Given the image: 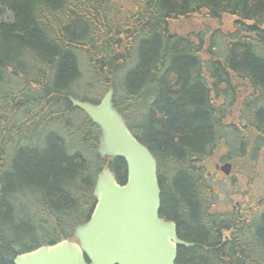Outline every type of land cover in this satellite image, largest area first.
Masks as SVG:
<instances>
[{
  "label": "trees",
  "instance_id": "16d2710c",
  "mask_svg": "<svg viewBox=\"0 0 264 264\" xmlns=\"http://www.w3.org/2000/svg\"><path fill=\"white\" fill-rule=\"evenodd\" d=\"M224 14L237 18L233 31L208 43L173 29ZM0 16V264L71 238L91 218L102 132L70 97L99 103L112 87L115 107L158 159L160 216L195 244L179 247L176 264H264V197L251 217L219 214L206 165L230 127L240 149L228 161L249 177L264 163V0H0ZM84 62L92 81L81 94ZM23 63L33 72L21 79ZM35 79L47 85L28 88ZM29 99L36 119L21 117ZM110 164L124 184L125 160Z\"/></svg>",
  "mask_w": 264,
  "mask_h": 264
},
{
  "label": "water",
  "instance_id": "95a60500",
  "mask_svg": "<svg viewBox=\"0 0 264 264\" xmlns=\"http://www.w3.org/2000/svg\"><path fill=\"white\" fill-rule=\"evenodd\" d=\"M113 97L110 88L98 104L70 100L101 128L99 154L125 160L126 183H119L110 165L104 167L96 180L94 211L76 228V239L18 254L14 264H176L179 247L195 246L178 236L176 222L160 216L158 159L130 130ZM221 170L229 176L233 164Z\"/></svg>",
  "mask_w": 264,
  "mask_h": 264
},
{
  "label": "rangeland",
  "instance_id": "374dc122",
  "mask_svg": "<svg viewBox=\"0 0 264 264\" xmlns=\"http://www.w3.org/2000/svg\"><path fill=\"white\" fill-rule=\"evenodd\" d=\"M127 5L131 6V4L129 3ZM236 22H237V18L229 14H224L221 17L212 18L211 20H205L204 18L201 17H195L191 20L184 21V23L181 24L175 23L173 25V29L179 32L184 31V33L189 32L190 34L203 33L204 38L208 43L210 37L214 33L217 34L219 33L218 35L221 34V36H224L225 34L228 35L231 31H233ZM81 68H82V74L79 79V85L75 87V90H79V92H81L82 94L81 89H83L85 86H89V84L92 81V74L88 62H84V64L82 63ZM9 82L11 85L16 86V79L11 80L10 76H9V81H7L6 84H8ZM25 87L26 85L23 86V88ZM247 91H249L248 88L246 92ZM32 93L33 92H30V95ZM31 96L34 95L32 94ZM239 102L240 100H237L233 104V106H235V110H237ZM231 105H230V115L228 116L229 119H227L229 124L231 120L233 121L235 120L234 117L235 110L234 108H232ZM35 111L38 110L32 107L31 112H35ZM28 113L29 112L23 110V112L21 113V117L28 116ZM20 124L24 125L26 123H23V120H21ZM69 127L76 129L75 124ZM64 134L65 137L69 140L71 138L74 139L76 137L73 129H67V132L65 131ZM231 139L232 138L230 137L229 133L226 134L224 132L221 134V138L218 140L216 146L214 147L211 157L206 161L207 170L210 173V175H208L207 180L208 183L214 187V192L218 197L215 210H219V214L225 212L231 213L233 211L236 212L240 211L242 212L243 215L242 217H246L249 213L251 217L252 211L253 213L256 210L257 211L259 210V212L262 211L261 208L258 207L257 201L264 197V163L255 165L252 169H255L256 171L254 170V175H251L250 177L247 174L251 172V169L242 164H241V170L238 168L236 169V165H233L232 177H226L225 174L222 173L221 171L218 172L216 170V165L218 163H223L231 158L236 160L239 157L236 154L240 149V143L238 140L234 142ZM247 165L251 166V164H249L248 162ZM257 173L260 174L262 173V175L261 177L254 180L253 178ZM233 177H235L234 180Z\"/></svg>",
  "mask_w": 264,
  "mask_h": 264
},
{
  "label": "bare ground",
  "instance_id": "6f19581e",
  "mask_svg": "<svg viewBox=\"0 0 264 264\" xmlns=\"http://www.w3.org/2000/svg\"><path fill=\"white\" fill-rule=\"evenodd\" d=\"M193 35H195V34H193ZM221 41H219L218 43H217V45L218 46H221ZM125 55H127V54H125ZM23 73L21 72V75L19 76V78H27V76H29V75H32V72H33V68H32V66H30L29 64H27V63H23ZM26 85H28L29 87H32V88H38L39 86H41V87H45L46 85H47V82H44V83H39V80H37V79H35V80H31V82L29 83V82H27L26 83ZM211 95H212V100L213 101H215L216 100V98H217V96H218V94H217V92H213L212 91V93H211ZM262 97H260L259 98V100L261 99ZM264 98V97H263ZM238 100H241V98H239ZM30 101H32V100H26L25 101V104L23 105V109L26 111V112H29L30 114H31V116L32 117H34V118H36L35 117V115L33 114V113H31V108H30V106H29V103L28 102H30ZM133 104H131V105H128V106H132ZM257 105H258V108H257V111H260L261 109H264V100L263 101H261L260 103H257ZM232 108H234V110H235V106H233L232 105ZM233 110V111H234ZM235 112V111H234ZM226 115V114H225ZM225 115H223V116H220V117H218V119H223L224 117H225ZM230 115V109L228 110V114H227V117ZM125 119V118H124ZM126 121V120H125ZM231 121H233V120H231ZM127 123V122H126ZM226 124L227 125H230L228 122H226ZM231 128V127H230ZM229 128V134H230V137L232 138L231 140H233L234 142H236V140H238V137H237V135H236V132L234 131V129H230ZM221 138V133L219 134V136H218V140Z\"/></svg>",
  "mask_w": 264,
  "mask_h": 264
},
{
  "label": "flooded vegetation",
  "instance_id": "af4514ba",
  "mask_svg": "<svg viewBox=\"0 0 264 264\" xmlns=\"http://www.w3.org/2000/svg\"><path fill=\"white\" fill-rule=\"evenodd\" d=\"M218 164L220 165L221 163H218ZM218 164H217V165H218Z\"/></svg>",
  "mask_w": 264,
  "mask_h": 264
}]
</instances>
